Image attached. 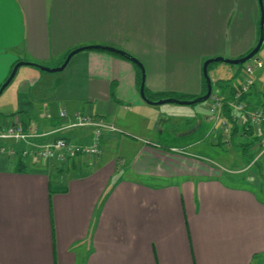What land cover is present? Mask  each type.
Returning <instances> with one entry per match:
<instances>
[{
	"label": "crops",
	"instance_id": "1",
	"mask_svg": "<svg viewBox=\"0 0 264 264\" xmlns=\"http://www.w3.org/2000/svg\"><path fill=\"white\" fill-rule=\"evenodd\" d=\"M260 19L259 0H0V86L19 62L55 68L100 45L143 64L150 100H192L203 96L205 60L249 54ZM23 67L17 92L0 100V124L34 137L0 140V264H264V201L253 191L264 198V164L231 178L188 152L208 138L224 143L207 102L191 106L194 123L174 126L182 109L148 104L138 66L102 50L76 54L56 76ZM210 72L227 101L243 83L244 67ZM254 76L245 99L264 105V66ZM79 115L118 129L100 136V156L25 159L59 139L92 146L95 127H70ZM233 131L228 147L255 150L251 133Z\"/></svg>",
	"mask_w": 264,
	"mask_h": 264
},
{
	"label": "built area",
	"instance_id": "2",
	"mask_svg": "<svg viewBox=\"0 0 264 264\" xmlns=\"http://www.w3.org/2000/svg\"><path fill=\"white\" fill-rule=\"evenodd\" d=\"M263 61L258 58H253L244 68V75L242 76V85L233 93L232 98L227 99L222 96L220 90H214L210 99L208 100L209 116L208 120L213 126L221 131L225 143H230L233 136V130H237L239 136L251 133L256 139V148L261 150L260 155L254 160L252 165H256L260 157H264V105H252L245 97L250 94L252 88L255 86V71L263 68ZM214 84V83H213ZM225 106L230 109V115L227 117L224 114ZM65 117V112L61 113ZM93 126L97 131L94 144L87 148H78L69 144L65 139H59L56 142L47 146L38 147L32 152L24 151L25 159L34 158L37 161H64L67 158H74L79 154L87 157H97L102 154L100 147V136L105 133L118 131L113 125H107L101 121L77 116V121L70 125V127H87ZM120 131V130H119ZM34 137L31 132H26L19 123H5L0 124V140H14L27 141ZM1 153L8 158L15 159L18 151L15 149H2Z\"/></svg>",
	"mask_w": 264,
	"mask_h": 264
},
{
	"label": "rangeland",
	"instance_id": "3",
	"mask_svg": "<svg viewBox=\"0 0 264 264\" xmlns=\"http://www.w3.org/2000/svg\"><path fill=\"white\" fill-rule=\"evenodd\" d=\"M257 57H259L261 59H264V47L259 52ZM206 61L207 60H205V62ZM203 66H204V64H203ZM217 66H226L227 68H239L241 65L233 66V65H228V64H225V63H214L213 66L211 67V69L215 68ZM245 66H244V68H245ZM21 68H29V67H21ZM55 68H57V67H55ZM240 68H243V67H240ZM13 69H14V67H13ZM13 69H12V71H13ZM12 71H11V73H12ZM11 73H10V75H11ZM218 73H216L217 77H218ZM51 74H55V76H56V75L61 74V72L60 73L56 72V73H51ZM213 74H214V72H210L211 76ZM221 74L223 75V78H225V74L223 72H221ZM9 76H8V78H9ZM213 77H214V75H213ZM19 78H20V74L17 76L15 81H12L10 86L7 89H5L3 94L0 96V100H4L5 101L7 99H12V97H10V96L12 95V92H17V83L19 81ZM5 82H3L1 84L0 89H1V87L3 86V84ZM213 89L216 91L218 89L217 85H214ZM200 105H202V104H196L195 106H198L197 108H199ZM161 106L162 107H166V108L172 106V107H175V108L182 109L180 112H184V113L175 114V119L176 120L173 123L174 126H178L179 125V127H182L184 125H187L185 123V121L187 119L189 120V122H193L194 123V118L195 119L198 118L196 116V114L193 113V109H191V106H185V105H179V104H165V105H161ZM207 107H208V105H207ZM3 111H5V108H0V112H3ZM185 112H187V113H185ZM207 112L210 113L209 110H207ZM208 116H209V114H208ZM204 131L206 132V128H204ZM162 137H170V136L165 134ZM172 140L174 141L173 138L170 141H172ZM184 141L185 140L182 139L180 142L182 143ZM184 144H186V142ZM228 146H230V143H225L224 142L222 144H216V143L214 144L213 139L208 138V139H205L203 145H200V146L194 147V148H188V150H189L188 152L195 153V154H198L200 156L207 157L206 159L211 165L219 166V167H222V168L228 170L229 173H227V176H229L231 178H233L234 176H238V175L233 173V172H231L230 169H235V170L236 169H241V168L247 166L248 164H251V166H250V170L251 171L250 172H253L254 168H257V166H256L257 164H260L261 166L264 164V157H260L259 160H258V163L255 166L252 165V163L257 158V156L260 155V153H261L260 149L255 148V150L252 152L251 150H244L243 148L240 147V145H237V146L232 147V148L228 147ZM106 152H107V150H106ZM54 176H55V174L53 173L51 175V181H52L53 187L56 185L55 184L56 181H55V177ZM240 176H244V175H240ZM148 183H150L152 185H164V183L162 181L151 182V181L148 180ZM253 191L257 194V196L260 199H262L264 201V198H263V195H262V191L260 189H258V190L253 189Z\"/></svg>",
	"mask_w": 264,
	"mask_h": 264
},
{
	"label": "water",
	"instance_id": "4",
	"mask_svg": "<svg viewBox=\"0 0 264 264\" xmlns=\"http://www.w3.org/2000/svg\"><path fill=\"white\" fill-rule=\"evenodd\" d=\"M259 4H260V10H261V19H260V37H259V41L258 44L256 45V47L246 56H244L243 58H239V59H229V58H224V57H217V58H212L207 60L204 63L203 66V78L206 82V86H207V93L203 96H200L198 98L192 99V100H180V99H176V98H166V99H161L158 101H152L150 100L145 93V79H146V75H145V69L143 64L135 57H133L131 54L116 49L114 47H108V46H100V45H96V46H90V47H82V48H78L73 50L66 58L65 62L57 67V68H46L34 63H30V62H19L14 66V69L11 73V75L9 76V78L6 80V82L3 84V86L0 89V95L4 92V90L9 86V84L13 81V79L15 78L19 68L23 67V66H37L39 67L41 70L48 72V73H56V72H62L67 65L69 64L70 60L78 53L85 51V50H102V51H106V52H110L113 54H117L120 55L122 57H124L125 59L131 61L133 64H135L136 66H138V68L141 70L142 72V83H141V88H140V94L142 96V98L148 103V104H152V105H165V104H179V105H185V106H192V105H196V104H201V103H206L208 102V100L210 99L212 92H213V81L212 78L210 76L209 73V67L210 65H213L214 63H225L228 65H233V66H243L246 63H248L249 61H251L253 58L258 59L257 55L259 54V52L263 49L264 47V0H259Z\"/></svg>",
	"mask_w": 264,
	"mask_h": 264
},
{
	"label": "trees",
	"instance_id": "5",
	"mask_svg": "<svg viewBox=\"0 0 264 264\" xmlns=\"http://www.w3.org/2000/svg\"><path fill=\"white\" fill-rule=\"evenodd\" d=\"M213 65H210V67H209V73H210V71H211V67H212ZM245 65H243V66H240V67H244ZM139 72L141 73V70L139 69ZM141 75H142V73H141ZM213 86H214V84H213ZM217 86H218V88H219V90H220V88H221V86H219V84H217ZM146 93V95L147 96H149V98H151V99H154L155 100V97L154 96H151L149 93H147V92H145ZM207 93V86H206V82H205V80H204V87H203V95H205ZM243 147H246V145H242ZM257 164V163H256ZM17 166H18V171L19 172H27L28 171V164H26V161L24 160V159H19V161H18V164H17ZM257 166V169H258V171H261L263 168H262V166L260 165V164H257L256 165Z\"/></svg>",
	"mask_w": 264,
	"mask_h": 264
}]
</instances>
